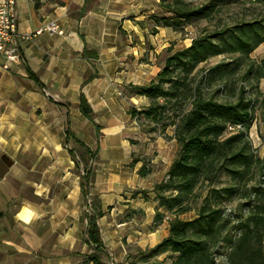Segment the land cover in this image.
<instances>
[{
	"label": "crops",
	"instance_id": "1",
	"mask_svg": "<svg viewBox=\"0 0 264 264\" xmlns=\"http://www.w3.org/2000/svg\"><path fill=\"white\" fill-rule=\"evenodd\" d=\"M160 1L15 0L21 59L7 70L0 59V264H80L87 249L81 178L89 168L101 213L119 218L111 235L99 228L114 263L126 254L122 232L138 236L126 242L142 251L168 236L172 215L152 226L163 210L154 171L132 162L138 132L129 114L149 104L129 86L156 77L177 37L153 22ZM50 21L62 34H36ZM255 51L264 59V41ZM80 93L92 120L79 110Z\"/></svg>",
	"mask_w": 264,
	"mask_h": 264
},
{
	"label": "trees",
	"instance_id": "2",
	"mask_svg": "<svg viewBox=\"0 0 264 264\" xmlns=\"http://www.w3.org/2000/svg\"><path fill=\"white\" fill-rule=\"evenodd\" d=\"M264 6V0H251ZM238 0H204L193 5L188 0H161L160 17L153 16L155 26L171 27L174 31L183 29V24L194 20H208L224 7L236 4ZM264 18L249 21L238 19L230 25L215 27L191 40L188 47L174 51L168 49L163 66L156 77L146 85H130L132 93L144 96L149 104L137 111L129 110L133 119L142 117L150 125L149 132L156 126L163 132L172 127L173 139L179 145L176 157L166 173V179L155 187V197L162 212L155 213L154 225L162 222L164 212L173 217L168 221V236L150 250L151 255L169 251L174 254L170 264H216V256L224 254L226 264H264V179L258 188L248 190L242 215L221 206L238 192L253 170L264 175V154L262 159L254 155L248 131L253 123V100L246 97L243 86L229 89L234 101L221 102L215 96L223 91L214 87L216 77L221 78L230 62H219L205 70L199 77L192 75L199 63L222 54H237L247 57L264 41ZM153 29L152 32H155ZM86 53V52H85ZM92 57L95 53L90 54ZM258 81L264 79V59L247 71ZM29 77L36 80L28 71ZM206 82L208 90H204ZM213 88V89H212ZM258 109L264 108V91L257 93ZM79 110L92 120L91 109L82 93L79 95ZM231 128V129H230ZM99 126H96L98 132ZM226 174L235 185L210 189L199 210L190 219L178 217L190 211L188 198L198 185H211L219 174ZM92 171L82 174L84 194H88ZM218 202V203H217ZM92 213H86L87 236L85 243L94 251L88 255L94 264H105L100 254L104 252L98 217L101 209L98 198L91 203ZM246 218V219H245ZM225 223L238 236L220 239ZM230 234H232L230 232ZM226 236V234H225ZM228 250L224 251V250ZM151 264H164L153 262Z\"/></svg>",
	"mask_w": 264,
	"mask_h": 264
},
{
	"label": "rangeland",
	"instance_id": "3",
	"mask_svg": "<svg viewBox=\"0 0 264 264\" xmlns=\"http://www.w3.org/2000/svg\"><path fill=\"white\" fill-rule=\"evenodd\" d=\"M193 5H199L204 2V0H188ZM161 10L157 14L159 16ZM264 18V6L255 4L251 0H238L236 4H232L224 7L219 13L214 14L208 20H194L189 24H183V29L177 30V37L170 41L172 52L188 47L191 44V40L196 36H199L203 33H209L215 29V27H223L226 25H230L238 19H243L245 21H249L252 18ZM144 23H151V18L145 17ZM152 24V23H151ZM154 28H149V31H153ZM261 31H264L261 28ZM260 53L251 52L247 57L239 56L237 54H222L218 56H214L209 58L206 62L199 63L196 68L193 70L192 75L197 77L200 74H204L205 70L212 67L213 65L219 62H230L229 67L222 75L221 78L216 77L213 81L214 87H222L223 91L218 93L215 98L218 101L226 102V101H234L235 96L229 92V89L233 90V88L238 89L239 86H243L245 88L246 97H251L253 100V123L248 131V137L250 139L252 148L254 149V155L262 159L264 154V108L258 109L257 93L258 91L263 92L264 90V79H259L256 81L253 78V74L247 75L248 69L252 64L256 67L260 62L259 60ZM204 90H208L206 82L203 85ZM212 88V89H213ZM131 92V91H130ZM138 106V105H137ZM135 120V126L138 134L133 136L135 146L137 150L132 155V162L138 160L141 163V167H149L148 170L154 171L155 178L152 183L153 189L155 187L158 188L159 183L166 179V175H164V167H167L174 158L179 149V145L173 139V131L172 127H167L163 132H161L160 127L156 126L155 131L149 132L150 125H148L147 121L143 120L140 116ZM132 141V142H133ZM93 172V171H92ZM264 173V172H263ZM165 177H164V176ZM163 176V177H162ZM162 178V179H161ZM164 178V179H163ZM82 179V178H81ZM262 179H264V175L261 176L257 170H253L252 174H250L243 182L238 184V192L232 198L222 201L221 206H225L228 208L227 210H231L235 213V215L239 218L242 217L243 212L241 211L242 205L246 202V195L248 194V190L252 188H258L259 185L262 184ZM237 180H232L226 174H219L217 180L213 182L211 185H208L206 182L201 183L197 186L194 193L188 198L187 202L190 207V211L178 215L181 219H190L195 216L200 206L202 205L204 199L209 195L210 189H218L221 187H225L227 185H235ZM97 191H93V187L90 190V186L88 189V194L83 196L84 201V212L92 213L91 203L95 198H98ZM218 203V202H217ZM109 215L110 219L107 221ZM101 213L103 218L98 217L97 222H99V228L101 229L103 235H111L110 233L113 231H117L118 226H112V222L115 224L118 223V216L110 215V210ZM246 219V218H245ZM153 226V225H152ZM230 224L225 223L223 231L220 234V239L226 240L228 236H232L235 238L237 236L236 232L231 229V233L228 232L230 230ZM126 233H121L120 238L122 239L123 245L126 250V254L123 256L121 260L117 263H114V256L110 252L104 251L100 254L102 260L105 264H151L153 262H162L164 264H170L173 260L174 254L166 251L158 255H151L149 249L146 248L144 251L140 250L137 246L133 244H128L126 241L130 239L134 242V239H137L138 236L127 235ZM226 234V236H225ZM116 237L119 234H112ZM129 236L133 238H128ZM87 245V244H86ZM94 251L93 247L87 245V249L85 253L80 254V264H88L90 261L88 255ZM227 251V250H224ZM89 252V253H88ZM116 257V256H115ZM117 258V257H116ZM115 258V259H116ZM91 264H94L90 261ZM221 264H226L222 262Z\"/></svg>",
	"mask_w": 264,
	"mask_h": 264
},
{
	"label": "built area",
	"instance_id": "4",
	"mask_svg": "<svg viewBox=\"0 0 264 264\" xmlns=\"http://www.w3.org/2000/svg\"><path fill=\"white\" fill-rule=\"evenodd\" d=\"M16 2L15 0H0V59L1 67L4 70L13 64H18L21 54L16 40ZM47 34H62V29L55 21L45 23L37 32ZM231 129V128H230ZM229 211V210H228ZM238 236V234H237ZM229 249H227L228 252ZM216 264L225 263V255L220 254L215 257Z\"/></svg>",
	"mask_w": 264,
	"mask_h": 264
}]
</instances>
